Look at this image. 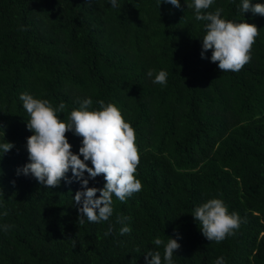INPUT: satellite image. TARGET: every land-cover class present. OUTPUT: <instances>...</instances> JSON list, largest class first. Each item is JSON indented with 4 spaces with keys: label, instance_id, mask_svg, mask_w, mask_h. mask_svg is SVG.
Here are the masks:
<instances>
[{
    "label": "trees",
    "instance_id": "1",
    "mask_svg": "<svg viewBox=\"0 0 264 264\" xmlns=\"http://www.w3.org/2000/svg\"><path fill=\"white\" fill-rule=\"evenodd\" d=\"M161 2L0 0V143L15 145L0 153V264H147V252L163 256L156 237L178 239L174 264H264V16L244 14L242 0H214L207 11L260 29L251 61L222 73L213 50L202 57L206 22L195 19L193 0ZM161 70L166 86L153 83ZM23 93L64 103L65 121L78 99L91 98L89 110L103 100L132 125L143 187L126 202L113 196L109 221L78 224L79 181L47 188L17 174L34 134ZM66 135L79 154L83 138ZM105 184L100 175L88 186ZM212 198L245 221L219 243L192 215ZM118 216L130 218V233L120 234Z\"/></svg>",
    "mask_w": 264,
    "mask_h": 264
},
{
    "label": "clouds",
    "instance_id": "2",
    "mask_svg": "<svg viewBox=\"0 0 264 264\" xmlns=\"http://www.w3.org/2000/svg\"><path fill=\"white\" fill-rule=\"evenodd\" d=\"M110 3L113 8L119 7L118 0H110ZM162 3L181 7L180 0H162L160 5ZM213 4L214 0H193V4L188 5L194 7L197 21L206 22L202 57L208 50H213L211 61L218 62L222 73L239 72L252 59V48L260 35V29L255 24L235 23L221 18V8L215 12L207 11ZM239 7L244 14L252 12L264 16V4L242 0ZM21 30L26 29L22 27ZM148 76H153L152 70L148 71ZM167 76L168 73L161 70L155 75L153 83L166 86ZM20 100L30 117L27 128L34 134L27 138L29 162L18 168L17 174L31 175L47 188L59 186L62 180L69 184L73 180L79 181L81 190L74 196L79 225L85 223V218L90 223L109 221L114 212L113 196L120 202H126L134 193L142 190V182L137 179L141 157L136 132L117 106L100 100V110H89L93 104L92 99H78L80 107L72 110L69 119L65 121L59 115L66 107L64 103H60L58 108L53 107L47 99L34 98L28 93L21 94ZM69 131L83 138L79 154L72 151L73 146L66 135ZM14 147V143L6 140L0 143L2 157ZM69 171L72 178L67 176ZM100 175L106 181L104 187H89V178L95 179ZM3 215H7V212ZM192 215L199 223L202 234L209 241L217 243L235 235L245 222L238 213H230L224 201L219 198L209 199L197 206ZM129 219L117 217L116 223L122 225L119 230L121 235L131 232L126 224ZM8 228L7 225L3 226L5 231ZM112 231L110 227L105 235H110ZM153 243L163 247V256L160 251H149L146 255L147 264H174V253L181 247L178 239L169 237L165 242L156 237ZM215 264H225L224 258L218 257Z\"/></svg>",
    "mask_w": 264,
    "mask_h": 264
}]
</instances>
